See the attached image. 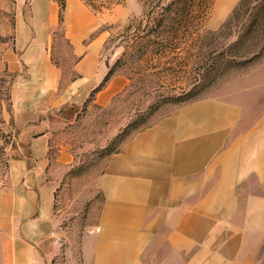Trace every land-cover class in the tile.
<instances>
[{"label": "crops", "instance_id": "1", "mask_svg": "<svg viewBox=\"0 0 264 264\" xmlns=\"http://www.w3.org/2000/svg\"><path fill=\"white\" fill-rule=\"evenodd\" d=\"M32 1L37 19L18 23L8 64L15 150L0 186V264H57L56 195L78 156L69 130L86 103L107 106L126 84L105 81L86 3ZM58 26L74 57L68 81L52 55ZM96 183L103 202L80 264H264V114L192 101L126 140Z\"/></svg>", "mask_w": 264, "mask_h": 264}, {"label": "rangeland", "instance_id": "2", "mask_svg": "<svg viewBox=\"0 0 264 264\" xmlns=\"http://www.w3.org/2000/svg\"><path fill=\"white\" fill-rule=\"evenodd\" d=\"M82 1L99 20L97 33L104 35L102 58L110 66V77L118 75L126 84L107 106L86 103L69 130L75 134L78 156L74 167L63 173L56 195L63 249L57 264L81 263L82 245L94 238L103 202L97 178L109 155L136 132L206 97L231 100L253 115L264 114V0H234L227 6L211 0L201 22L174 41L161 43L145 35L150 28L146 0ZM161 1L167 5L171 0ZM37 4L0 0V186L10 180L15 150L10 101L15 75L8 64L18 23L37 19ZM52 37L53 59L68 81L72 49L60 26Z\"/></svg>", "mask_w": 264, "mask_h": 264}, {"label": "trees", "instance_id": "3", "mask_svg": "<svg viewBox=\"0 0 264 264\" xmlns=\"http://www.w3.org/2000/svg\"><path fill=\"white\" fill-rule=\"evenodd\" d=\"M65 2L61 1L60 8L63 12ZM211 0H171L164 5L161 0H146L149 11L150 28L145 35L157 43L174 41L180 35L187 33L192 27L201 22L207 15ZM63 15L60 14V20ZM112 74L108 72L105 81Z\"/></svg>", "mask_w": 264, "mask_h": 264}]
</instances>
